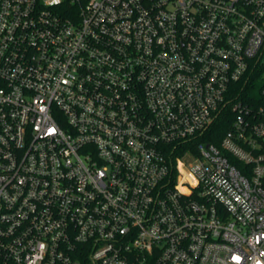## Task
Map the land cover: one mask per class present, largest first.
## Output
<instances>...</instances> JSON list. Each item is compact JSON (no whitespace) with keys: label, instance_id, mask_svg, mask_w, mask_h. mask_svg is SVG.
Wrapping results in <instances>:
<instances>
[{"label":"built area","instance_id":"2783aa9c","mask_svg":"<svg viewBox=\"0 0 264 264\" xmlns=\"http://www.w3.org/2000/svg\"><path fill=\"white\" fill-rule=\"evenodd\" d=\"M0 260L264 264V0H0Z\"/></svg>","mask_w":264,"mask_h":264},{"label":"trees","instance_id":"16d2710c","mask_svg":"<svg viewBox=\"0 0 264 264\" xmlns=\"http://www.w3.org/2000/svg\"><path fill=\"white\" fill-rule=\"evenodd\" d=\"M231 118L221 117L216 120L212 126V131L214 134H208L206 139L218 143L227 129L230 127ZM0 264H16V263H5L0 260Z\"/></svg>","mask_w":264,"mask_h":264}]
</instances>
